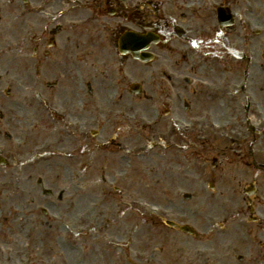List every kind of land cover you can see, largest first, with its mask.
Here are the masks:
<instances>
[{
  "label": "flooded vegetation",
  "instance_id": "obj_1",
  "mask_svg": "<svg viewBox=\"0 0 264 264\" xmlns=\"http://www.w3.org/2000/svg\"><path fill=\"white\" fill-rule=\"evenodd\" d=\"M133 32L157 41L138 54ZM22 54L30 57L25 74L15 56ZM241 62L243 75L230 83L226 76ZM254 76L264 84V0H0V180L15 159H37L39 151L77 162L80 178L87 177L107 155L102 144L117 150L111 158L129 163L126 150L156 139L161 155L177 161L179 198L193 192L237 204L188 210L212 233L204 245L212 253L197 254L195 245L191 264H264V135L256 134L264 109L248 90ZM230 101L241 120L221 122L211 110ZM213 123L247 143L214 138ZM28 171L24 184L37 182ZM9 181L14 189L0 184V243L20 261L13 243L33 240L32 204L60 206L54 193ZM219 215L226 227L215 231L208 222Z\"/></svg>",
  "mask_w": 264,
  "mask_h": 264
},
{
  "label": "rangeland",
  "instance_id": "obj_2",
  "mask_svg": "<svg viewBox=\"0 0 264 264\" xmlns=\"http://www.w3.org/2000/svg\"><path fill=\"white\" fill-rule=\"evenodd\" d=\"M23 64L24 68L28 66L25 60H23ZM244 69L245 63L241 62L239 70H232L231 74L226 76L230 80L229 82L237 83L243 75ZM254 80L255 76L252 78L248 90L253 93L257 101H260L264 109V84L253 83ZM227 103L226 107H223L224 109L220 108L221 103H217L214 106L215 108L219 105L217 109L212 108L211 111L219 116L221 122L227 121L229 117L241 120L237 104L232 101ZM5 112L8 114V109ZM101 159L103 165L101 164L99 170L96 173L93 171L91 177L87 176L81 178L80 181L76 180L78 183H75V174L79 171L77 162L49 160L37 168L31 169L32 174L36 177L43 176L47 187L52 188L54 193L64 186L69 188L67 201L62 203L61 210L54 208L57 215H54L53 218L51 215H43L41 202L35 201L32 204V217L39 218L37 221H42L45 226L40 225L33 232L34 236L29 251H32L33 254L39 252L38 249L41 245L38 243L41 241L37 242V238L40 239V237L47 241L46 244L52 248L43 246L42 248L46 247V253L41 255L42 251L39 252L40 260L38 258H36L37 261L31 259V263L191 264L190 257L194 246L190 243L191 238L188 235L178 233L161 220L158 222L150 220L148 219L149 216H144L135 210L132 211L126 205V202L140 200L146 203L143 205L149 214L153 212L152 210H156V214H152V216H160L164 212L174 219L178 216H184V214L187 216L186 207L189 208V204L195 203L196 200L194 198L183 200L178 206V187L174 180L177 176L175 172L177 161L173 162L169 156L164 158L159 151H154L142 161L139 158L135 159L133 168H131L130 163L117 162V159L108 155L101 156ZM140 166L143 167L144 175L142 177L136 174ZM181 167L182 165L178 166V168ZM2 172V186L10 183L9 178L11 176L25 178L30 174L27 171L26 173L23 172L25 174L19 175L16 170L11 169ZM122 174L125 175L123 183L121 182L123 185L122 193L114 188L109 191L101 183L102 178L116 181V178H120ZM92 182H99V184ZM83 183L86 186H83ZM21 184L22 188H34L40 194L41 188L35 180L26 184L21 182ZM165 186H168L169 190L164 191ZM84 187L87 188L84 189ZM214 202L216 204L210 205V208L220 207L219 199H215ZM93 224H97L96 228ZM64 225L70 229L64 230ZM79 228H82V233L78 232L77 229ZM13 235L17 240L19 232H14ZM109 241L117 244L121 242L122 245H110ZM22 243L23 241L13 243V247L17 246L21 250V261H14V257L7 255L8 250L0 243L2 260L7 264H28L30 261L25 262L24 260L28 252L22 251L19 245ZM50 251L52 257H48L47 253ZM117 254L120 255L119 258H117ZM61 256H63L64 261H62Z\"/></svg>",
  "mask_w": 264,
  "mask_h": 264
},
{
  "label": "bare ground",
  "instance_id": "obj_3",
  "mask_svg": "<svg viewBox=\"0 0 264 264\" xmlns=\"http://www.w3.org/2000/svg\"><path fill=\"white\" fill-rule=\"evenodd\" d=\"M93 226L96 228V226H97V224H93ZM47 242H44L42 245H44V246H47L48 248H52L50 245H47L46 244ZM52 251H54L53 249H52ZM48 255H51L52 254V252L50 251L49 253H47ZM61 258H62V261H64V259H63V256H61Z\"/></svg>",
  "mask_w": 264,
  "mask_h": 264
}]
</instances>
